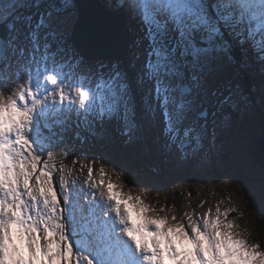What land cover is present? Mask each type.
Masks as SVG:
<instances>
[{"label": "snow or ice", "instance_id": "6c2138e0", "mask_svg": "<svg viewBox=\"0 0 264 264\" xmlns=\"http://www.w3.org/2000/svg\"><path fill=\"white\" fill-rule=\"evenodd\" d=\"M40 4L0 0L8 32L0 36V264H264V247L237 222V208L217 205L186 222L153 215L156 208L115 182L118 174L104 179L103 162L99 180L95 161L84 163L82 183L71 180L76 172L66 163L74 129L86 142L84 133L100 137L98 127L116 119L127 142L136 139L137 92L152 119L163 117L167 147L194 153L216 115L204 106L211 103L204 84L217 62L243 69L255 62L264 72V0H115L116 10L141 25L131 64L135 89L119 63L77 72L83 60L66 46L59 24L72 0L51 3L38 20L20 12ZM211 95L217 111L248 100L232 83Z\"/></svg>", "mask_w": 264, "mask_h": 264}, {"label": "rangeland", "instance_id": "374dc122", "mask_svg": "<svg viewBox=\"0 0 264 264\" xmlns=\"http://www.w3.org/2000/svg\"><path fill=\"white\" fill-rule=\"evenodd\" d=\"M146 44H147V41H145V45ZM220 64H223L222 67L219 69V71H216L217 68L220 66ZM210 76L211 77L214 76L212 78L213 81L211 82L212 79L210 81L209 79L208 80L206 79L204 88H206L207 90V93H208L207 98L209 101H211V103H214L215 100L218 99L217 97H213L211 93L216 89H223V87L227 85L228 83H232L233 85L239 84L241 86L242 92L245 93V90H244V87L240 80L239 75L233 69V67L230 64H228L226 61H218L215 71L212 72ZM247 97H248V100L246 102L242 101L243 106L247 107L244 113L247 115H245L242 118L240 117L239 114H236L239 118L237 119L236 117L237 119L236 123H238L239 125H241L242 123L245 124L244 131L241 134H233V128L234 126H236L235 122H231L230 120H228L229 118H227L225 121L219 118L220 121L224 122V125L213 130L211 126H209L208 124L207 134L205 138L203 139L201 146L194 153L189 150L188 155H184L181 153V151L176 146L173 145L171 148L166 146L164 148V154L162 155L160 153H157L156 151L157 144L154 142L152 144V152L150 151V148L148 149L149 156H151L154 160L158 161L160 165L167 166V170H163V172L171 173V171H176L175 175H176V178L178 179L181 177L182 174L186 175L188 172L187 166L184 165L185 163L190 162L191 167H194L197 163H199L203 159L212 160V158H210L211 156L210 152L215 151V154H214L215 160L212 162V164L220 163L226 169L225 174H227L229 177H233V174L237 172V166H236L237 163H239L240 165L239 171L242 172L243 170H245V169L242 170V163L240 162L238 158L239 156L236 150H239V155H241L240 157L244 156L243 165L245 166V168L246 167L249 168L250 169L249 171H252V173L255 175V178L259 177V175L263 177V173H262L263 170H261V167L259 168L253 162L252 151L254 147L253 138L255 135H260L264 127V111L263 112L261 111V109L264 110V99L262 101H259V104H260V109H259L258 107L255 106L254 102L249 99V96ZM204 100H205L204 95L200 94L197 97V101H199L197 102V104L199 105ZM241 104L242 103H240L238 107H241ZM204 106L208 107V106H211V104L205 103ZM238 107H235V108H238ZM208 108L210 109V111L212 109V110H215L216 114L218 115L220 114V113H217L216 107L214 108L213 106H211ZM228 108L230 111L234 109L233 107H228ZM197 110L199 111L202 109L198 108ZM225 114H231V113H225ZM195 115L196 113H193L192 117L194 118ZM216 118L217 117H215V119ZM108 123L109 122H107V124ZM201 123H203V121H201ZM108 130H111V126L108 127ZM147 132H149V129H147ZM217 133L219 134V137L217 139H212L210 141V138H213V136L216 135ZM227 134L230 136L229 138H226ZM135 135H136V139H134L130 143L131 144L130 148L131 149L134 148L131 154L134 156L133 161H136V162H133L134 165L140 163L141 168L139 167V169L141 171H139V174L142 176H139V177L136 176V174H138V171L135 168L137 167L135 166L133 167V164L129 163L128 160L126 159V163L124 161H121L119 165H116V166L113 165L112 168L110 167V164L108 162L104 163V166L108 169V175L105 176L104 179L105 180L109 178L114 179L113 173L118 174L120 179L115 182H118L119 184L123 185V190L126 194L131 193L134 196H141L147 204L156 208L159 202V198L152 196L153 190H151V187L155 181L160 180L159 179L160 175L155 174L152 177L149 176V174H151L149 172L151 168H145L144 166L146 165L145 161L147 162V159H146L145 153L142 154L141 152V149H143V145L142 143L139 142L137 133H135ZM261 137H264V134H262ZM149 146L150 145L148 144V147ZM218 147H219V150H218ZM234 153L237 154L236 158L238 162L234 161V158H233ZM160 155H162L163 157H160ZM100 156L105 157V158L110 157L109 153L102 152V151H101ZM144 157H145V160H144ZM175 158L177 159L178 162L179 160L183 161V166L179 170L178 169L176 170L175 168V165H174ZM86 159L89 160L88 156ZM247 162H250L251 164L249 165L247 164ZM172 165H173V168H172ZM203 165L204 163L202 162V165L200 167H203ZM100 166H101V163L98 164L95 161V169H96L95 177L96 178L97 177L101 178V174L98 171ZM154 169L155 171H157L155 166H154ZM208 169L211 172H213V170L218 171V172L220 171L219 169L216 168V166L211 165V164L210 166H208ZM146 170L148 171V173ZM263 180H264V177H263ZM154 186L160 187L162 186V183L160 185H156L154 183ZM221 187L222 189L215 183L213 179L211 181H209L208 179L206 181H203L202 179L199 180L197 177H195L194 172L192 171L190 173L188 182L186 181L184 183H178V184L175 183L173 188L175 191H178V193L185 192L186 194L190 196V198L194 200L193 202L187 201L186 207H182L184 217L188 214H193L195 217L199 218V216L202 213L206 214L210 208L214 212L217 205H219L221 208H224V209H227L228 206L229 207L233 206L234 208H237L239 210L240 214L247 215L248 213L247 205L242 203L244 202L247 204L246 202L247 199L245 200L244 197L240 196L238 193H235L237 191L230 192V190H225L227 193H223L224 186L221 185ZM162 189H164V187H162ZM218 191L222 194H215V192H218ZM245 193L251 194L252 197L254 198V201H252L254 212L263 214V212L261 211L264 210V188L257 191V189L250 186L249 189L247 190L245 189ZM176 201L178 200H174L173 204L176 203ZM101 202H102V205L106 203L103 200H101L100 203ZM192 209H194L193 212H192ZM151 214L160 215V216H168V217L175 216L174 213L171 212L169 208H164L163 211L157 210V212L151 213ZM233 215H235V213ZM258 238L264 241V237H261V238L258 237Z\"/></svg>", "mask_w": 264, "mask_h": 264}, {"label": "trees", "instance_id": "16d2710c", "mask_svg": "<svg viewBox=\"0 0 264 264\" xmlns=\"http://www.w3.org/2000/svg\"><path fill=\"white\" fill-rule=\"evenodd\" d=\"M239 53V52H238ZM239 56V55H238ZM239 59H241V57L239 56ZM88 65H91V63H88ZM237 67V66H236ZM218 70L220 69V66L217 68ZM240 72L242 71V69H238ZM243 75V73H242ZM210 77V78H209ZM240 80L243 84L244 90L247 94V96H249L250 100L253 99V93L252 91L254 90V87L251 85V82H249V79H247V76H244L242 79L239 74ZM213 78V76L211 77L210 75L206 77V79L209 81ZM213 81V79L211 80V82ZM252 88V91H251ZM255 88H260L259 85H257V87L255 86ZM249 92V94H248ZM252 96V97H251ZM257 98H264L262 97V95H258L255 96V99ZM255 101V100H254ZM243 103V102H241ZM211 106H215V102L214 103H210ZM254 104H256L254 102ZM229 106H225L223 109L217 111V113L223 114V113H230L231 111L237 113V114H241L240 112H243L242 109H244V107L242 108V104L241 107L238 108H234L233 110H229L228 108ZM235 115V114H234ZM237 116V115H235ZM218 119V117H217ZM219 120V119H218ZM224 123L221 125L223 126ZM244 131V130H243ZM242 133V132H241ZM240 133V134H241ZM233 134H238L236 132V129H233ZM228 138L230 137L229 135H226ZM256 138V141H255ZM231 139V138H230ZM253 143H254V147H253V153L255 155L253 162L258 165L259 167H261L262 173H263V177H264V137H261L260 135H255L253 138ZM235 154V153H234ZM238 154V153H237ZM237 155H234L233 158L235 160V162H238ZM256 161L258 163H256ZM242 163V172L239 171V163L236 164L237 166V172H235V174H233V177H229L227 174H225V176H218L215 179V183L222 189L221 185L224 186V191L225 190H230V192L232 191H237L235 193H238L240 196L244 197V199L246 200L247 204L242 202L243 204L247 205L248 208V213L247 215H242L243 218L242 219H238V223L241 224L244 228H247L250 232H251V239L260 243L261 246H264V241L260 240L258 237H264V210L261 211L263 212V214L260 213H255L253 210V204L252 201H254V198L252 197L251 194H247L245 193V189H249L250 186L254 187L255 189L260 190L262 188H264V180L263 177L259 175V177L255 178V175L252 173V171H249V168H245V166ZM146 165L145 168H147L148 163L145 162ZM247 164H251L250 162H247ZM141 168V166H139ZM223 169L224 166L222 167ZM138 169V168H137ZM140 170V169H139ZM226 170V169H225ZM137 177L142 176L139 173L136 174ZM150 176V175H149ZM164 183H162V186L164 187V189H162V186L160 187H155L154 183L152 184L151 190H153L152 196L159 198V202L158 205L156 206L157 210H161L164 208H169L171 212L174 213V215L176 217L180 218H184V214H183V208L182 207H186L187 201H194L192 198H190V196L188 194L184 193H178V191L174 190V184L171 180H167L165 178H163ZM152 182V181H151ZM157 185V184H156ZM164 193V194H163ZM157 195V196H156ZM206 198V197H205ZM174 200H178L176 201V203L173 204ZM165 203V204H163ZM173 205V206H172ZM182 208V210H181ZM182 211V212H181ZM236 215V214H235ZM251 225V226H250ZM252 227V228H251ZM255 227V228H253ZM258 236V237H257Z\"/></svg>", "mask_w": 264, "mask_h": 264}, {"label": "water", "instance_id": "95a60500", "mask_svg": "<svg viewBox=\"0 0 264 264\" xmlns=\"http://www.w3.org/2000/svg\"><path fill=\"white\" fill-rule=\"evenodd\" d=\"M77 5L80 11L79 22L77 23L78 26L75 27L70 39L72 44L88 59L97 58L105 60H124L129 49V35L123 21L119 17L107 13L108 15L113 16L112 21L117 25L116 29L112 27V29L114 30V38H112L110 34V23L102 19L101 21H104L103 23L99 20V18H95L94 21H89L88 18H86L85 12L83 11L84 9H87L85 3L82 0H78ZM95 8L96 10L98 9V12H100L102 15H104L102 11L106 13L100 6L95 5ZM104 16L105 18L108 17L106 15ZM2 29L4 34L0 32V36L6 37L8 35V33H6L7 29L3 26ZM95 30H97V32L96 35L93 34L92 40L94 42V46L96 47L94 48V51L93 48L91 49V51L86 46L87 44H84L82 39H80V34L84 31H93L94 33ZM114 50H116V52L120 51V54L117 55L116 52L114 53Z\"/></svg>", "mask_w": 264, "mask_h": 264}, {"label": "bare ground", "instance_id": "6f19581e", "mask_svg": "<svg viewBox=\"0 0 264 264\" xmlns=\"http://www.w3.org/2000/svg\"><path fill=\"white\" fill-rule=\"evenodd\" d=\"M102 10V9H101ZM84 12H85V14H86V18H88V20L90 21H94L95 20V18L96 19H98L99 18V20L101 21L102 19L103 20H105L106 22H108V23H110L111 24V28H110V34H111V36H112V38H114V30L112 29V27L113 28H115L116 29V23H114L112 20H113V16H111V15H108L107 13H104L103 11H102V13L104 14V15H106V16H108V17H106L105 18V16L104 15H102L100 12H98V9L96 10V8H93V9H84L83 10ZM115 15V14H114ZM111 19V20H110ZM98 21V20H97ZM101 22H103L104 23V21H101ZM109 25V24H108ZM127 25H129L130 27H135L136 25H137V22L136 21H130V20H128V23H127ZM121 26V25H120ZM96 32H97V30H95V32L93 33V31H84V32H82L81 34H80V39H82V41L84 42V44H87L86 46L88 47V49H92L93 48V51H94V48L96 47V46H94V42H93V40H92V37H93V34L94 35H96ZM124 37V36H123ZM92 51V50H91ZM116 52V50H114V53ZM116 54L118 55V54H120V51H117L116 52ZM255 75V74H254ZM256 104H255V106L256 107H259L260 106V104H259V100H258V98L256 97V99H255V101H254ZM256 141V140H255ZM224 165H225V163H224ZM203 167H204V165H203ZM203 167H200V168H203ZM243 170V169H242ZM213 172H216V171H214L213 170ZM223 193H227L226 191H223ZM215 194H222V193H220L219 191L218 192H215ZM233 207V206H232ZM228 208H229V206H228Z\"/></svg>", "mask_w": 264, "mask_h": 264}]
</instances>
